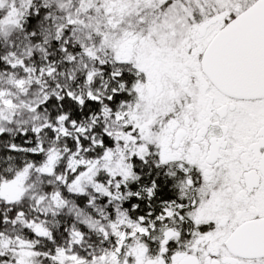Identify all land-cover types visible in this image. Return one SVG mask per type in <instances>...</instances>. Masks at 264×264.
Instances as JSON below:
<instances>
[{"label":"snow or ice","instance_id":"6c2138e0","mask_svg":"<svg viewBox=\"0 0 264 264\" xmlns=\"http://www.w3.org/2000/svg\"><path fill=\"white\" fill-rule=\"evenodd\" d=\"M0 264H264V0H0Z\"/></svg>","mask_w":264,"mask_h":264}]
</instances>
